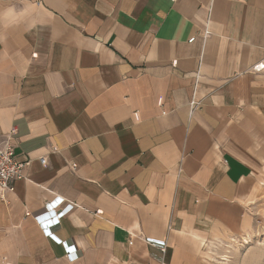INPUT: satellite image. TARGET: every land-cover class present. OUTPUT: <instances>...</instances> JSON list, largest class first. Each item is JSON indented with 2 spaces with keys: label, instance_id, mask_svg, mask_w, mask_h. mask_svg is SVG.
<instances>
[{
  "label": "crops",
  "instance_id": "obj_1",
  "mask_svg": "<svg viewBox=\"0 0 264 264\" xmlns=\"http://www.w3.org/2000/svg\"><path fill=\"white\" fill-rule=\"evenodd\" d=\"M260 63L264 0H0V140L30 161L0 264H211L263 187Z\"/></svg>",
  "mask_w": 264,
  "mask_h": 264
},
{
  "label": "rangeland",
  "instance_id": "obj_2",
  "mask_svg": "<svg viewBox=\"0 0 264 264\" xmlns=\"http://www.w3.org/2000/svg\"><path fill=\"white\" fill-rule=\"evenodd\" d=\"M262 186L251 203L250 229L240 237L208 244L211 264H264V179Z\"/></svg>",
  "mask_w": 264,
  "mask_h": 264
},
{
  "label": "built area",
  "instance_id": "obj_3",
  "mask_svg": "<svg viewBox=\"0 0 264 264\" xmlns=\"http://www.w3.org/2000/svg\"><path fill=\"white\" fill-rule=\"evenodd\" d=\"M193 41V39H192ZM255 72L264 71V63L254 67ZM16 131L0 140V202L5 201L7 195L14 191V182L25 178V170L30 161H19L15 153L13 136ZM41 164L46 165L47 160L41 159Z\"/></svg>",
  "mask_w": 264,
  "mask_h": 264
}]
</instances>
